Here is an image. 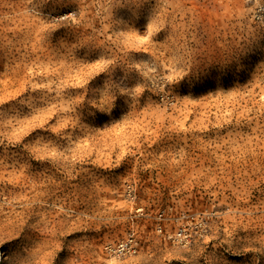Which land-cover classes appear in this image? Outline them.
I'll use <instances>...</instances> for the list:
<instances>
[{
  "label": "rangeland",
  "instance_id": "1",
  "mask_svg": "<svg viewBox=\"0 0 264 264\" xmlns=\"http://www.w3.org/2000/svg\"><path fill=\"white\" fill-rule=\"evenodd\" d=\"M0 264H264V0H0Z\"/></svg>",
  "mask_w": 264,
  "mask_h": 264
},
{
  "label": "built area",
  "instance_id": "2",
  "mask_svg": "<svg viewBox=\"0 0 264 264\" xmlns=\"http://www.w3.org/2000/svg\"><path fill=\"white\" fill-rule=\"evenodd\" d=\"M158 218H162V212L158 214ZM157 232L160 234L162 233V229L159 226L157 228ZM176 237L182 240L184 237L183 232L181 230H178L176 232ZM137 250V243L132 236L123 239L122 242H120L116 246H109L106 248L107 252L114 254L116 257L133 255L137 252Z\"/></svg>",
  "mask_w": 264,
  "mask_h": 264
}]
</instances>
